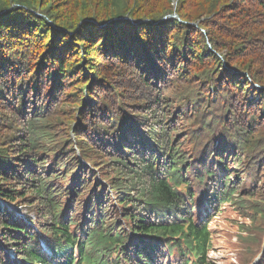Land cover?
Instances as JSON below:
<instances>
[{
  "label": "trees",
  "instance_id": "1",
  "mask_svg": "<svg viewBox=\"0 0 264 264\" xmlns=\"http://www.w3.org/2000/svg\"><path fill=\"white\" fill-rule=\"evenodd\" d=\"M83 1L0 0V264H207L206 222L264 185V0Z\"/></svg>",
  "mask_w": 264,
  "mask_h": 264
},
{
  "label": "rangeland",
  "instance_id": "2",
  "mask_svg": "<svg viewBox=\"0 0 264 264\" xmlns=\"http://www.w3.org/2000/svg\"><path fill=\"white\" fill-rule=\"evenodd\" d=\"M91 5H95V2L93 0H84L82 3L78 4L77 12L81 13V16L84 14V18H89V15L87 14L93 13L92 9L90 8ZM133 88L134 87L132 85H126L125 88L126 91L124 92V94H126L125 97L129 102H134L135 100L136 94H128ZM63 97L64 95L60 94L57 99L62 100ZM112 97L114 98L113 101L115 103H117L119 99L124 101L123 97H121L120 94L119 96L113 95ZM105 98V100L110 99V97L107 96ZM188 106L190 107V105ZM110 107L112 106H109L105 109L103 106L99 109H101L102 112L106 111L108 113ZM69 109L70 108L65 107L64 104L56 102L55 105L53 104V106L49 107L46 115H48V118L50 120L49 129H51V131L55 133L56 131H58V133L67 132L70 136V139L72 140L74 138V134L73 131L70 130V125L65 119V117L67 116L65 112H67ZM207 111H209V113L220 114V111L218 110L214 111L213 109H208ZM109 114L113 115L111 114V112ZM200 118L201 117H199V119L197 120V123H199ZM237 121L244 123L245 117H238ZM210 124L214 125L215 122L211 121ZM176 125L177 127H181L185 125V122L177 121ZM189 127L190 128L187 131H189V135H191V137L189 140L185 139L184 142H182V148L183 150H185L187 156H190L188 155L190 152H196V155L200 157L201 153L205 151V148L207 146V143L205 142L208 140L209 134L207 132L204 133L201 124H197L195 126L194 124H191ZM88 129L89 127L87 128V130ZM94 129L95 128H93V131L90 133L91 136H94L97 132ZM220 130L221 127L217 125L215 131L219 132ZM2 131L3 129H0V132ZM184 136L185 133L183 132V134L179 133L176 137H174L175 144L179 143ZM190 140H194L192 141L193 143H190ZM74 149L77 151L76 146H74ZM78 157L80 158V156ZM188 159H190V157H188ZM193 165L197 166V163ZM89 166L90 165H88V167ZM213 166L215 165L213 164ZM228 167L230 168L231 173L233 171V168L235 167L231 158H228ZM254 169H257L256 165L254 166ZM98 172V170L94 171L96 178L98 180H103L101 178V174H97ZM230 173H226V177H228ZM235 173L238 175L240 174L241 177H244L242 171L239 173L238 171H236ZM251 179L252 180L248 181V183H246V186L242 187L243 189H241L242 195L244 197H248L252 192L254 194L252 197L247 198L246 204L238 203L236 202V199H233L232 202H223L219 205L211 220L206 222L207 230L210 232L209 247L205 254L207 264H264V215L257 214L259 209L264 210V185H259L261 179ZM260 187L262 188L260 191H255ZM198 191L201 192V188H198ZM207 191V195H209L211 193V190ZM10 208L19 209L20 206L11 205ZM72 210L77 211L76 208ZM26 214L27 211H22V213H19V215H22L23 217H25ZM80 222L81 220H79V223ZM162 256L163 258L166 257L165 252ZM181 260L183 259L181 258ZM160 264L170 263H168L167 261H162Z\"/></svg>",
  "mask_w": 264,
  "mask_h": 264
},
{
  "label": "water",
  "instance_id": "3",
  "mask_svg": "<svg viewBox=\"0 0 264 264\" xmlns=\"http://www.w3.org/2000/svg\"><path fill=\"white\" fill-rule=\"evenodd\" d=\"M171 16H176L175 14H171Z\"/></svg>",
  "mask_w": 264,
  "mask_h": 264
}]
</instances>
